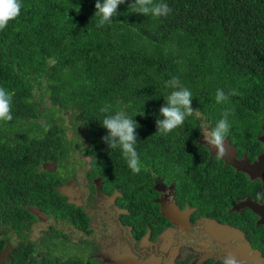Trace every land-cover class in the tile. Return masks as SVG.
<instances>
[{
  "label": "trees",
  "instance_id": "1",
  "mask_svg": "<svg viewBox=\"0 0 264 264\" xmlns=\"http://www.w3.org/2000/svg\"><path fill=\"white\" fill-rule=\"evenodd\" d=\"M133 2L125 0L112 22L98 28L96 0H23L20 15L0 31V86L14 94L13 119L0 122V225H9L0 232V252L13 235L19 238L1 264H74L47 248V236H61L55 227L29 240L38 220L31 207L54 221H77L80 213L70 204L63 208L65 197L57 190L65 182L59 163L55 171L42 167L50 160L69 162L70 152L90 156L88 173L115 184L133 208L152 209L156 182L245 189L244 174L211 155L201 138L203 127L210 133L227 109L232 127L226 139L237 155L253 159L261 150L264 0H165L172 12L160 18L134 13ZM173 76L192 92L197 112L165 135L156 133V119L171 91L164 82ZM217 89L236 95L218 104ZM106 104L112 112L126 110L140 125L138 174L119 148L102 140L107 130L99 123L100 109ZM56 172L61 179H52Z\"/></svg>",
  "mask_w": 264,
  "mask_h": 264
},
{
  "label": "flooded vegetation",
  "instance_id": "2",
  "mask_svg": "<svg viewBox=\"0 0 264 264\" xmlns=\"http://www.w3.org/2000/svg\"><path fill=\"white\" fill-rule=\"evenodd\" d=\"M256 138L261 150L253 159L246 153L238 156L235 146L225 140L230 160L236 165L229 162L224 165L244 174L248 183L242 191L233 192L235 186L230 183L226 189L192 187L191 183L182 189L177 182H156L149 204L152 209L147 205L133 208L115 184L105 185L98 176L88 179L91 158L77 152L78 156L72 158L77 175L66 176L62 170L65 182L57 190L65 197L63 208H71L70 204L80 213L78 221H54L39 209H30L36 210L33 211L36 222L45 220L48 227H56L62 221L76 231V235L60 232V238L78 237L77 240L87 242L90 245L87 253L94 264H222L228 255L235 256L240 264H264V223L260 221L264 202L256 200V193L264 192V173L258 174L256 167L247 171L264 153V125ZM74 143L82 148L88 145V142L82 145L79 140ZM213 155L223 160L222 156ZM59 162L50 160L42 167L55 171ZM76 182L80 185L73 188ZM66 183L69 185L65 191ZM235 183L240 189L241 183ZM18 241L13 235L2 251L6 249L9 254Z\"/></svg>",
  "mask_w": 264,
  "mask_h": 264
},
{
  "label": "clouds",
  "instance_id": "3",
  "mask_svg": "<svg viewBox=\"0 0 264 264\" xmlns=\"http://www.w3.org/2000/svg\"><path fill=\"white\" fill-rule=\"evenodd\" d=\"M124 3L125 0H96L94 13L98 17L96 26L102 28L111 23L113 18L118 15V7ZM22 7L23 0H0V31L5 30L9 23L20 15ZM129 7L134 10V13L144 16L150 15L155 18L167 17L172 12V8L165 0H134L133 3L129 4ZM164 85L171 91L166 97H163L165 103L159 109V118L156 119V133L166 135L183 126L185 120L197 110L192 108V92L182 85L178 77H171L164 82ZM13 95L11 91L0 86V122H8L13 119ZM234 95H236L235 90L226 94L224 90L217 89L215 99L218 104H223L229 100L230 96ZM100 112L104 116L99 123L101 127L107 130V135L102 137V140L109 149H120L133 174L140 173L142 163L136 150L138 143L136 130L140 125L126 110L112 112L111 105H104ZM230 115V111L224 110L222 117L216 122L207 138V143L213 145L220 156L227 155L225 140L232 127ZM256 200L264 202V192H257ZM222 264H240V262L235 256L228 255L222 260Z\"/></svg>",
  "mask_w": 264,
  "mask_h": 264
},
{
  "label": "rangeland",
  "instance_id": "4",
  "mask_svg": "<svg viewBox=\"0 0 264 264\" xmlns=\"http://www.w3.org/2000/svg\"><path fill=\"white\" fill-rule=\"evenodd\" d=\"M208 135H209V128L207 127V125H205L203 127V136L201 138V142L204 143L208 147L211 155H213L215 153L218 154L216 148L213 145L207 143ZM68 137H70V133H68ZM225 145H226V142H225ZM71 156H74L76 158L78 155L74 154V153L72 154L70 152V159L68 158L69 162H67L65 160H61L59 162V167L62 168L61 169V173H62V170H65L66 172L70 173L71 175L76 176L77 175V165L73 161ZM222 157H223L224 163H228L229 162L228 164H231L233 166L236 165L234 161L231 162V160H230V158H231L230 150L227 149V155L222 156ZM73 168H74V170H73L74 173H71L70 170L73 169ZM63 175H64V173H62V177H63ZM68 175H66V176H68ZM86 175H87L88 179L93 177L90 173H88ZM52 179L53 180L61 179V174L59 172L54 173ZM59 183H62V181H60ZM180 184L181 183H178V186ZM68 185L69 184L66 183V189H68L67 188ZM75 185L79 186L80 184H78V182H76V184L73 185V188L75 187ZM189 192H190V190L187 193H189ZM130 200L131 199H130L129 196L125 197V202H129ZM48 203H49L48 205L51 208L54 207L53 204L51 205L50 202H48ZM62 205H63V203H62ZM63 207H64V205H63ZM30 210L36 212V210H34V209H30ZM49 210H50L49 213L53 214L52 209H49ZM44 213L48 214L47 212H44ZM56 215H58V214H56ZM61 220L64 223H66L68 221H71V218L68 217V216H65V217L61 218ZM62 221L59 222V224L55 227V229L57 231L63 233L64 235H68V234L76 235L75 234L76 231H73L72 228H70V226H68L67 224H63ZM77 221H78V219H77ZM1 225H2V227H1ZM1 225H0V232L9 231V225H7V224L6 225L1 224ZM47 227H48V221L46 222L45 220L38 221V222L35 221V223H32V232H31V235H29V240H31V241L34 240L35 237L38 236L39 234H42L47 229ZM77 238L78 237L69 240L66 237L64 239H62V238L56 239L55 237H49L48 238V236H47L46 239H45V242H46V245L49 243L50 247H47V246L46 247L47 248H51L53 245H55L54 249L52 250L55 255L68 257V259L71 261V263L79 264V262H81L82 259L88 260V259H91L92 256L87 253V252L90 251V245L87 242L83 241V239H78L77 240ZM61 241H62L61 244H57V243H59ZM13 243L14 242H12V244ZM35 253L36 254H42L43 252L40 249H36ZM6 257H7V255H6ZM0 263H2V261H0Z\"/></svg>",
  "mask_w": 264,
  "mask_h": 264
},
{
  "label": "water",
  "instance_id": "5",
  "mask_svg": "<svg viewBox=\"0 0 264 264\" xmlns=\"http://www.w3.org/2000/svg\"><path fill=\"white\" fill-rule=\"evenodd\" d=\"M264 163V153L260 154L258 157H257V160H255L253 163H251L250 165V168L247 170H252V168H255L257 169V173L258 174H262L264 173V168L263 167V164ZM64 188V187H63ZM64 190L66 191V188H64ZM68 195V194H67ZM250 207V206H249ZM262 223H264V215H262V218L260 220ZM223 228V226H221ZM6 255H7V250L6 249H3V251L0 252V261H3L6 259ZM1 264V263H0Z\"/></svg>",
  "mask_w": 264,
  "mask_h": 264
}]
</instances>
